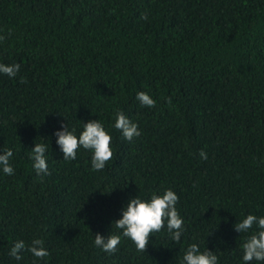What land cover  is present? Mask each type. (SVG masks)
Returning <instances> with one entry per match:
<instances>
[{
    "label": "trees",
    "instance_id": "trees-1",
    "mask_svg": "<svg viewBox=\"0 0 264 264\" xmlns=\"http://www.w3.org/2000/svg\"><path fill=\"white\" fill-rule=\"evenodd\" d=\"M0 37V63L20 65L0 74V150L14 168L0 172V264H181L192 243L243 264L247 234L233 224L264 215V0H0ZM116 110L139 137L111 127ZM97 118L112 135L104 169L82 148L64 160L55 132ZM34 143L48 145L46 175ZM165 188L179 198V241L162 229L145 250L125 237L114 252L94 245L119 233L130 195ZM33 238L48 256L8 254Z\"/></svg>",
    "mask_w": 264,
    "mask_h": 264
},
{
    "label": "clouds",
    "instance_id": "clouds-1",
    "mask_svg": "<svg viewBox=\"0 0 264 264\" xmlns=\"http://www.w3.org/2000/svg\"><path fill=\"white\" fill-rule=\"evenodd\" d=\"M141 18L146 17L142 14ZM19 68V64L0 63V74L12 78L17 75ZM136 100L142 106L152 107L155 104L154 99L144 91L136 93ZM111 127L119 130L122 137L129 141L141 134L137 123L130 120L121 110L114 112ZM55 137V143L59 146L64 160L75 159L79 148L89 150L91 152L90 165L93 171L104 169L106 162L113 156V149L110 146L112 135L98 118L86 123L82 122V130L78 135L74 129L69 130L67 123L62 124L61 129L55 132ZM47 150L46 143H34L29 150L32 168L37 175L48 173ZM200 156L207 159L203 150ZM12 158L11 148L0 150V172L5 175L14 174V168L10 162ZM178 199L177 194L171 188L153 191L147 199L139 195H130L121 208L120 218L113 222L120 230L119 233H109L106 236L96 233L94 245L103 251L114 252L121 237H125L130 239L138 250H145L152 237L151 234L160 232L162 229L167 232L172 241H179L184 233V218L176 207ZM233 228L239 234H247L241 245L243 264H251L252 261L264 264V215L249 213L240 221H236ZM24 251L30 252L37 259L49 255L44 241L40 238H33L29 244H25L23 240H17L9 249L8 254L19 262ZM181 264H218V257L208 248L201 251L198 244L192 243L184 251Z\"/></svg>",
    "mask_w": 264,
    "mask_h": 264
}]
</instances>
